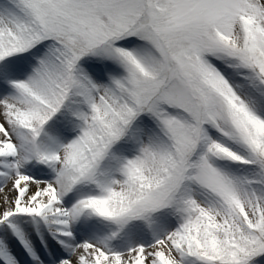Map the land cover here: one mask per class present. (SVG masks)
Instances as JSON below:
<instances>
[{"label": "snow or ice", "instance_id": "1", "mask_svg": "<svg viewBox=\"0 0 264 264\" xmlns=\"http://www.w3.org/2000/svg\"><path fill=\"white\" fill-rule=\"evenodd\" d=\"M0 264H264V0H0Z\"/></svg>", "mask_w": 264, "mask_h": 264}]
</instances>
